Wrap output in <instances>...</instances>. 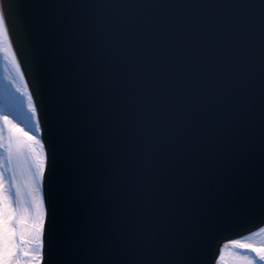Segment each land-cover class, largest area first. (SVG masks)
Returning <instances> with one entry per match:
<instances>
[{"label": "water", "instance_id": "1", "mask_svg": "<svg viewBox=\"0 0 264 264\" xmlns=\"http://www.w3.org/2000/svg\"><path fill=\"white\" fill-rule=\"evenodd\" d=\"M19 2L13 50L48 109L74 258L216 264L264 226L243 210L259 182L262 0Z\"/></svg>", "mask_w": 264, "mask_h": 264}, {"label": "snow or ice", "instance_id": "2", "mask_svg": "<svg viewBox=\"0 0 264 264\" xmlns=\"http://www.w3.org/2000/svg\"><path fill=\"white\" fill-rule=\"evenodd\" d=\"M19 0H0V53L14 67L21 86L16 87L21 100L14 106L40 133L47 123V106L34 98L24 82L16 52L23 44L22 10ZM36 7H50L36 5ZM246 7H257L247 5ZM262 23V72H264V0L258 6ZM39 85L37 84V87ZM45 142L21 127L11 116L0 111V264H83L66 250L58 231V203L61 185L58 176V149L55 136ZM250 168L251 160L241 161ZM46 172L48 173L46 177ZM47 180L48 192L44 185ZM223 184L219 185L220 190ZM248 213L259 211L264 219V90L259 143V182L249 186ZM231 248L227 255L224 249ZM216 264H264V227L252 235L232 239L219 252Z\"/></svg>", "mask_w": 264, "mask_h": 264}, {"label": "rangeland", "instance_id": "3", "mask_svg": "<svg viewBox=\"0 0 264 264\" xmlns=\"http://www.w3.org/2000/svg\"><path fill=\"white\" fill-rule=\"evenodd\" d=\"M18 86H21V84L14 67L4 58V55L0 53V111L11 116L21 127L29 131L30 134L37 135L40 138V133H36L35 128L31 126L18 111L14 110V106L16 108L19 107L21 100L19 93L16 92V87ZM258 231L259 229L253 233ZM224 250L226 255L232 251L231 248Z\"/></svg>", "mask_w": 264, "mask_h": 264}]
</instances>
